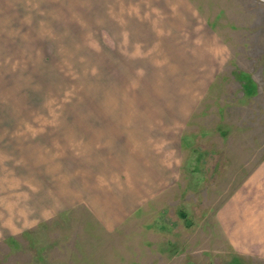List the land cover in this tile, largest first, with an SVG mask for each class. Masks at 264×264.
Returning a JSON list of instances; mask_svg holds the SVG:
<instances>
[{
	"label": "rangeland",
	"instance_id": "1",
	"mask_svg": "<svg viewBox=\"0 0 264 264\" xmlns=\"http://www.w3.org/2000/svg\"><path fill=\"white\" fill-rule=\"evenodd\" d=\"M193 2L226 47L193 109L187 68L94 35L90 2L30 0L12 41L0 26V264H264L218 220L264 161V0ZM94 122L114 128L99 162L78 135ZM93 161L131 200L74 198Z\"/></svg>",
	"mask_w": 264,
	"mask_h": 264
},
{
	"label": "crops",
	"instance_id": "2",
	"mask_svg": "<svg viewBox=\"0 0 264 264\" xmlns=\"http://www.w3.org/2000/svg\"><path fill=\"white\" fill-rule=\"evenodd\" d=\"M83 1L92 3L90 18L106 19V22L102 20L93 26L94 35L105 34L113 47L115 44H121L123 48L155 51L157 57L163 58L160 64L164 67H186L184 81L193 82L197 88L186 89L184 92L189 99L195 100L192 102V109L198 100L208 93L210 84L226 58V47L194 6V0ZM8 4L14 5V8L8 10L5 6ZM82 11L83 9L79 8L80 13L76 16L83 17ZM0 26L2 32L6 29L5 36L11 35V41L13 35L24 34L30 30V0H0ZM0 42H3L1 38ZM92 126L89 135H78L90 137L91 154L95 155L91 160L97 158L99 162L98 152L104 147L100 146V142L109 131L111 134L114 128L110 122L101 127L100 123L94 122ZM164 128L171 134L175 130V124ZM148 136L146 142L155 139L151 133ZM138 139L140 142L142 140L135 138L136 144ZM149 145V148H144L145 151L155 153L154 146ZM161 158L157 157L154 161L159 160L161 164ZM95 169H98V165L93 161L90 165V186H84L87 183L86 173L84 177L79 175L75 178L74 198L88 199L92 205L95 204L97 210L100 209V204L131 200L130 196H124V191L129 192L126 184L119 186L110 183L112 185L104 186L103 184H107L105 180L108 173L106 176H100L99 172L94 175ZM127 176L131 177L129 172ZM110 193L116 195L108 197ZM218 220L234 247L239 249L245 242H257L260 255H264V246L259 244L264 243V161L250 171L234 194L225 200L218 210Z\"/></svg>",
	"mask_w": 264,
	"mask_h": 264
}]
</instances>
